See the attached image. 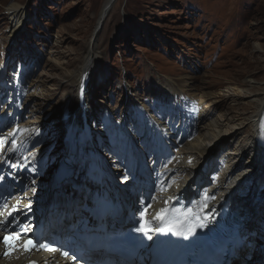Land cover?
Segmentation results:
<instances>
[{
  "label": "rangeland",
  "instance_id": "rangeland-1",
  "mask_svg": "<svg viewBox=\"0 0 264 264\" xmlns=\"http://www.w3.org/2000/svg\"><path fill=\"white\" fill-rule=\"evenodd\" d=\"M10 4L24 11L12 33L14 26L5 14ZM105 5L106 0H0V71L4 74V82H10L9 78L14 79L15 74L17 79L22 74L23 87L34 80L44 79L45 82L42 83L44 99L38 96L36 104L32 105L33 102L26 101L28 96H23L21 104L25 109L21 106L20 111L26 110L24 115L34 113L43 118L48 128L58 127L63 98L72 97L73 101L76 96L75 86L70 81L74 75L66 77V71L80 65V56L93 40L100 59L89 84L91 104L97 107L94 110L96 119H91L94 126L106 125V135L112 134L109 141L103 137L108 144L117 136L118 129H130V123L140 113V106L134 105L136 100L171 108L174 98L167 93H178L184 82L189 87L188 91L182 90L184 93L214 92L217 95L226 94L229 85L233 86L231 83L236 80L253 79L251 75L258 76L256 82H264V55L258 49V45H264V0H115L102 19ZM99 21L102 25L95 32ZM125 86L130 93H124ZM4 90L7 87L0 82V104L9 98ZM39 102L43 105H38ZM226 102V106L228 103L235 105V101ZM221 111L217 109L214 114ZM154 113L155 109L145 116L155 119ZM102 116L111 119L105 122ZM173 120L176 130L183 129V126L177 127V119ZM248 122L244 121L243 129L248 128ZM250 127L252 129L251 124ZM136 133L142 135L139 131ZM184 135L183 139L189 138L186 133ZM50 136L51 133L42 140H51ZM82 143L74 147L77 167L82 158L78 151L83 145L88 147L84 140ZM118 146L120 151H115V158L121 171H117V179L130 181L126 189L138 201L140 183L134 176L123 174L117 155L124 144ZM169 147L176 150L179 145ZM225 148L213 149L210 144L206 155L216 161ZM151 149L143 151L142 156L146 157L144 164L152 174L162 164L159 159L154 164L147 159ZM245 158L234 161L239 163ZM45 167L44 162L41 172L44 173ZM77 172L71 171V177L65 182V195L76 192L72 179L76 180ZM211 172L203 170L205 176H210ZM90 188L88 186L87 190ZM258 230L263 233L259 227ZM259 242L262 243L260 238Z\"/></svg>",
  "mask_w": 264,
  "mask_h": 264
},
{
  "label": "bare ground",
  "instance_id": "bare-ground-1",
  "mask_svg": "<svg viewBox=\"0 0 264 264\" xmlns=\"http://www.w3.org/2000/svg\"><path fill=\"white\" fill-rule=\"evenodd\" d=\"M107 2L108 0H106V4ZM23 12L22 8L15 4H10L5 9L6 18L11 23V26H14L11 33L17 27L18 19L21 18ZM87 47L78 60V63L81 60L80 65H76L72 71H66V77L74 75V78H71L70 81L75 86L76 96H74L75 100L73 101L71 100L72 97L63 98L60 104L57 128L54 126L48 128V125L44 124L43 118L34 116V113H30L29 116V114H23L26 110L24 112L20 111L22 107L25 109V106L21 104L23 96H28L26 101L29 103L33 102L32 105L36 104L35 100L37 98L42 97L44 99L46 97L44 96L45 94L43 95L44 87L42 83H45L44 79L43 81L39 79L38 82L35 80V82L30 81L28 87H23L21 85L22 74H20L18 79L11 78V84L7 83L8 91L6 92L9 93V99L0 104V127H2L0 135L7 136L10 143L13 138L10 134L15 133L14 138L19 144V150L25 154H29L30 160L33 163L28 166L33 167L37 165L43 167L44 162L46 165L42 177L38 178V181H40L39 186H37L38 192H29L28 198L33 203H37L38 199L43 197L45 189L50 184V179L56 169L58 160L62 156L65 158L63 162L70 169L65 171L68 175L67 178L71 177V171L78 170L76 181L72 179L73 183L80 181L82 185L89 181V184H85L83 187L92 185L93 188L97 186L101 188L103 197L106 196L109 199L110 194L107 191L109 186L104 183L103 179L101 185L97 184V182H90L87 179L89 174L95 175L94 172H90L89 168L93 165L94 161H98L102 164L103 169L107 168L111 172L114 169L115 173L118 170L120 171L121 169L116 162L115 151H120L118 145L122 143L124 147L121 153L117 155L118 161L120 155L123 154L121 158L123 159V170L126 168L130 170L135 163L131 154H135L137 151H146L149 148L148 140L144 136L145 134L149 135L153 142L152 151L149 155L150 160L153 161L158 158L159 163L162 164L161 168L158 167L160 170H157L152 175L155 181L154 190L147 197L148 202L151 204L164 202V200L169 201L174 193L172 191L180 187L185 188L184 191L189 194L202 195L208 192L215 196V200H208L211 203L220 197H225V194L227 192L230 193L232 188L236 186L238 192H233L231 197L233 209L236 206V198L239 195L255 193L264 197V186H261L264 183V167L262 166L264 146L260 144L264 134V82H256L258 76L255 75H251L253 79L250 80L234 81L231 83L233 86L229 85V91L226 94L218 95L214 92L184 93L182 90L188 91L189 88L187 82H184L183 89L181 91L178 89V93L174 92L176 93L174 95L167 93V95H171L174 98L171 108H163L159 103L145 104L136 100L134 105L138 104L140 106V113L130 123V129H118L117 136L108 144L112 134L111 136L106 135V125L102 123L99 126L95 125L94 132L96 134L94 138L92 137L93 139L91 138V141H97L98 146L96 149H89L88 147L84 148L83 145V148L78 151L82 155V158L80 157L81 164L76 167L77 157L74 147L80 142L82 143L83 140L87 144L89 143L81 130L80 116L75 107L78 89L81 85L85 87L83 95L86 98L91 117L94 120L96 119L94 110L97 107L91 104L89 84L93 69L96 68L100 58L94 40ZM258 49L264 55V45H258ZM80 72L81 76H79ZM2 76L4 74L0 71V82L4 81ZM81 77H84L83 82L80 81ZM167 82L170 84L166 79ZM211 85L215 87L216 83H212ZM125 87V90L122 87L120 89L126 94L127 92L130 93L129 87ZM169 89L172 90V88ZM15 90L18 91L16 94ZM41 92L42 96L40 95ZM228 100L235 101V105L230 106L228 103L229 106H226V101ZM38 105L42 106L43 103L39 102ZM223 108H225L224 112L221 111ZM153 109H155L156 113L154 114L157 117L155 119L146 117L145 114H148ZM217 109L221 113L214 114ZM213 115L215 116L213 117ZM109 118L105 116L103 117V121L106 122ZM173 119H177L180 122V127L183 126V129L176 130L173 127ZM246 120H249L247 127L249 128L251 124L252 129L251 127L249 130L248 128L243 129L245 126L244 121ZM137 131L142 133V135H137ZM47 132L52 134L48 139H54L53 141L42 140L49 135H46ZM184 133L189 138L183 139L185 137ZM173 136L177 137L171 142L167 141L172 140ZM103 137H107L108 141L104 140ZM224 141H227L225 142L226 144H224ZM210 144L213 149L226 147L221 151L216 161H213V159H210L206 155L208 145ZM170 145H179V148L175 150L170 148ZM156 146L158 147L156 148ZM9 156L14 163L19 165L11 170V172L20 179L14 188L5 189L6 194L10 196L8 200L11 206L16 203L12 197L22 195L25 187L31 188L32 184L30 179L25 177L26 160H23L21 156H15V154H13V157L11 154ZM243 156H246L244 161H240L239 163L234 161ZM203 170H212L211 175L205 176ZM140 172L146 180L149 178V170L147 168H141ZM24 181L25 183H23ZM114 181L116 183L121 182L115 177L111 181V185H114ZM64 183L61 181L57 189H52L50 201L40 214V224L43 234L44 232H50L58 228L62 230L66 229L67 224H71L72 220L77 216H82L83 219L87 218L89 223L96 219H91L90 216L83 213L79 208L84 203V196H80L79 192L77 196L72 198L73 202L71 201L68 208L64 206L67 201L71 200H68L69 195L64 194L63 189L66 185ZM80 188L79 186L78 191ZM162 188L164 189L163 191H161ZM182 188L180 189L182 190ZM201 197L204 201V196L202 195ZM139 199V203L142 199L146 200L145 192H140ZM129 204L132 207V204ZM117 208L112 207L110 209L112 217H119L121 215ZM254 208L255 212L252 208L246 213L243 234L247 242H250V232H255L256 237L259 235V232H256L254 222L264 221V202L261 205L260 203L257 204V207ZM24 211L26 212L27 209ZM18 217L20 221L31 225V228L34 226L33 220L30 219L28 214H18ZM108 219L109 216H105L103 220L107 222ZM250 220L251 222H249ZM262 237L264 238V235ZM8 248V245L0 242V264H32L33 262L35 264H79L77 261H70L69 258L64 256L48 258L36 251L25 252L18 245V241L15 242L13 252H9ZM6 252L8 253L7 255H5ZM259 261H261V264L264 263V253L261 255Z\"/></svg>",
  "mask_w": 264,
  "mask_h": 264
},
{
  "label": "snow or ice",
  "instance_id": "snow-or-ice-1",
  "mask_svg": "<svg viewBox=\"0 0 264 264\" xmlns=\"http://www.w3.org/2000/svg\"><path fill=\"white\" fill-rule=\"evenodd\" d=\"M83 91V89H82ZM13 137L15 136V133H11ZM5 145H8V147H5ZM19 145L17 144V141L15 138L11 140L9 143L7 136L0 135V153L2 152H8V153H14L18 150ZM25 160H27V157H24ZM9 163L10 166L14 167V164H11V157L9 156L7 160L0 159V163ZM5 178L3 176H0V181H3ZM127 179V177H125ZM31 183L34 185L36 183L35 180H32ZM164 189L162 188L161 191ZM29 192L35 193V188H28L25 187V190L23 191L22 195L14 196L12 199L16 201L14 205L9 204V200L7 197L0 196V242L8 245L10 249H13L15 246V242L21 241L22 247L25 251H31L32 249H43L46 248L50 252H59L61 255H63L66 258H69L73 261L77 259V257L74 254H70L68 251H61L58 248L46 246L43 243H39L34 241L32 238L26 236L25 234L28 232L31 225L22 224L20 220L18 219L19 215H27V213L24 211L27 209L28 212L31 211V200L29 197ZM208 200H215V196L209 194L208 192L204 193V204L202 205L203 208L208 207ZM167 204L168 201H165ZM151 205H146L140 210V216L144 217L148 208H150ZM168 209H160L159 212L156 214V218L163 221L165 219V215ZM191 211V210H189ZM207 223L203 222L201 219H197L195 223H192L191 226L187 229L186 233H180V232H174L175 235H184L185 238L188 237V235H195L196 228H206ZM18 229H22V231H19ZM137 232H141L146 236L148 239H152V236L148 235L149 232L152 233H162L165 234L168 231H171L172 229L165 228V227H158V228H152L147 223L141 222V226L134 229ZM8 253L6 252L5 255Z\"/></svg>",
  "mask_w": 264,
  "mask_h": 264
},
{
  "label": "water",
  "instance_id": "water-1",
  "mask_svg": "<svg viewBox=\"0 0 264 264\" xmlns=\"http://www.w3.org/2000/svg\"><path fill=\"white\" fill-rule=\"evenodd\" d=\"M115 0H108V2H107V4L105 5V7H104V9H103V11H102V14H101V18L103 19L104 17H105V15L107 14V10L111 7V5L113 4V2H114ZM102 23V21H99V23L97 24V26H96V28H95V32H97L98 30H99V28L101 27V24ZM39 183H40V181H39ZM50 185V184H49ZM49 187V186H48ZM47 187V188H48ZM47 191V189H45V192ZM44 195H45V193H44ZM43 195V196H44ZM46 202V201H45ZM45 202H44V200H43V197H41V199H40V201L37 203V204H39V203H41V206H43L44 204H45Z\"/></svg>",
  "mask_w": 264,
  "mask_h": 264
}]
</instances>
